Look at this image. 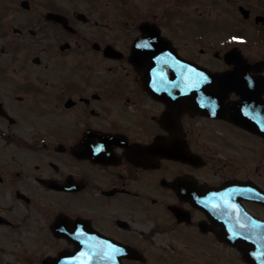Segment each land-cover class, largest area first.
<instances>
[{
  "label": "flooded vegetation",
  "instance_id": "1",
  "mask_svg": "<svg viewBox=\"0 0 264 264\" xmlns=\"http://www.w3.org/2000/svg\"><path fill=\"white\" fill-rule=\"evenodd\" d=\"M139 38L197 110L144 88ZM8 227L19 264H264V0H0Z\"/></svg>",
  "mask_w": 264,
  "mask_h": 264
},
{
  "label": "water",
  "instance_id": "2",
  "mask_svg": "<svg viewBox=\"0 0 264 264\" xmlns=\"http://www.w3.org/2000/svg\"><path fill=\"white\" fill-rule=\"evenodd\" d=\"M139 53L141 54V59H144V60H146L148 62L151 60V58H146V56L142 55L143 54L142 46L141 45H137V47L134 50L135 56H133V60H135L134 61V64L136 65V68H137L138 72L142 75V80H143L144 86L148 90L149 89L148 87H149V84H150L149 82H150L151 77H152L150 75L151 70H154L155 68H157L155 72L158 73V74H160V71H159V67H158L157 64H152V63L149 64V63H147L145 61L142 62V63L138 62L137 61V54H139ZM165 70H166L165 71L166 74L170 77L169 71L167 69H165ZM162 82H164V81L163 80H160L159 83H158V85L160 83H162ZM173 89L174 90H177L175 88H173ZM151 90L153 92H157L158 95H160L159 93H161L162 95H160L161 96L160 98H163L164 100H167L169 102V105L171 104L170 102L172 100V104H171L172 107H176L179 104H182V105L188 107L189 109H195L196 110V109L199 108L198 105L195 102H193V99H194L195 94H190V95L185 96V97H182V96L179 97V94L178 95H174V96H172V95H165V94H163V91L165 89H164L163 86H160V85H159V87H152ZM184 99L185 100L187 99L188 100V103H186V102H183L182 103V100H184Z\"/></svg>",
  "mask_w": 264,
  "mask_h": 264
},
{
  "label": "rangeland",
  "instance_id": "3",
  "mask_svg": "<svg viewBox=\"0 0 264 264\" xmlns=\"http://www.w3.org/2000/svg\"><path fill=\"white\" fill-rule=\"evenodd\" d=\"M31 210L29 209H22L20 213L23 215L28 216ZM24 223H29V220H25ZM4 231H0V264H19L18 256L16 253L21 248L27 251V247L25 246L26 239L30 241H36L35 237H25L23 235V231L20 230L16 232H12L14 230L13 227L3 228ZM29 234V233H28ZM23 237V239L21 238Z\"/></svg>",
  "mask_w": 264,
  "mask_h": 264
}]
</instances>
